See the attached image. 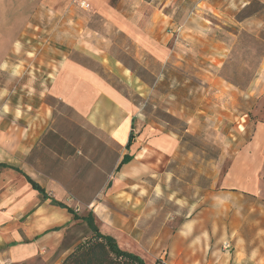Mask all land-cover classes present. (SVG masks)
Returning <instances> with one entry per match:
<instances>
[{"label": "crops", "instance_id": "0c3cea01", "mask_svg": "<svg viewBox=\"0 0 264 264\" xmlns=\"http://www.w3.org/2000/svg\"><path fill=\"white\" fill-rule=\"evenodd\" d=\"M82 1L88 4L89 16L136 45L137 65L150 59L159 66L158 76L176 57L171 49L177 25L176 0H155L147 18L141 5L144 0H135L140 3L136 8L128 0H120L118 5H112L110 0H0V44L8 38L12 41L0 61V264H62L75 246L93 235L83 219L93 212L92 199L76 196L80 191L73 183L100 171L94 163L85 166V171L76 167L74 162L80 157L76 159L78 151L74 148L82 143L63 136L66 123L71 130L75 125L84 126L103 135L90 139L87 145L102 142L118 148L116 170L123 168L121 173L127 174L140 161L137 145L130 152L134 138L128 145L135 107L94 67L73 58L64 59L47 89L35 90V95H22L14 83L9 84L15 68L18 71L19 66L20 72L24 65L26 71L32 68V62L25 58L24 65L20 64L21 53L44 49L34 40L51 33L50 8L58 22L53 33L57 39L65 35L67 23L73 22L78 34L86 30V25L76 19L86 14L85 8H80ZM202 13L198 9L187 12L184 24L194 17L202 18ZM184 24L178 29L181 33ZM96 42L90 44L95 52L89 53L94 63L112 69L124 81H141L121 60L115 58L110 64L109 48ZM216 46L221 48V43ZM43 61L41 58L40 64L48 68V62ZM27 96L37 100L21 103L19 98ZM151 146L168 153L172 145L167 139H158ZM125 156L130 160L121 164ZM263 177L264 124H259L250 140L233 154L226 171L220 174L214 170L211 185L197 186L195 180H186L188 186L171 194L168 217L162 212L148 216L143 204L135 212L127 209L113 216L114 222H105L103 228L95 219L93 224L102 234L112 236L121 249L140 256L145 264L156 260L168 264H264ZM28 178L44 194L34 190ZM86 193L95 195V186ZM70 194L75 195L77 208L70 204ZM81 209L89 212L82 215ZM225 244L230 248H223Z\"/></svg>", "mask_w": 264, "mask_h": 264}, {"label": "rangeland", "instance_id": "374dc122", "mask_svg": "<svg viewBox=\"0 0 264 264\" xmlns=\"http://www.w3.org/2000/svg\"><path fill=\"white\" fill-rule=\"evenodd\" d=\"M119 2L110 0L112 5ZM154 2L141 3L146 18L152 13ZM128 3L133 8L140 4L135 0ZM174 7H177L174 13L177 25L175 33L172 32L171 49L176 57L164 66L162 75L157 76L159 66L148 58L143 59V65H137L136 45L116 29L89 16V8L84 9L86 14L76 16L86 25L84 32L78 34L74 23H67L65 35L57 39L53 33L58 22L50 8L51 33L34 40L37 42L34 44L45 46L44 49H34L27 55L21 53L20 64L26 59L32 62V68L26 71L23 64L21 72L18 66V71L15 68V73L9 77V84L14 83L20 94L35 95V90L47 89L64 59L73 58L94 67L135 107L130 152L137 145L140 161L133 164L127 174L121 173L123 168L116 170L118 148L102 142L87 145L90 139L103 135L84 126L75 125L71 130L64 122L67 119L62 121L65 124L61 131L63 136L82 143L74 148L78 151L76 159L80 157L74 162L76 167L84 170L94 163L100 171L94 177H81L80 182L73 183L80 191L76 196L92 199L90 211L99 227L112 224V217L127 209L135 212L137 206L143 204L148 216L162 212L168 217L170 196L176 189L188 186L186 180H195L197 186L211 185L214 170L220 174L225 172L237 149L250 140L256 126L264 124V0H176ZM194 9L203 12L202 18L194 17L184 24V15ZM182 24L184 33L178 31ZM47 37L50 38L48 44ZM96 41L109 48L110 64L115 58L121 60L141 81H124L112 69L109 71L94 63L89 53ZM11 42L8 38L0 44V61ZM218 42L221 43L219 49ZM41 58L45 60L43 63L48 62V68L40 64ZM47 72L50 77L46 76ZM31 99L37 100L29 96L19 98L21 103ZM158 139L168 140L172 145L170 152L151 146V142ZM217 158L224 160L214 162ZM93 186L96 194L86 193ZM73 196L70 194L68 200L73 199L70 204L76 207ZM88 212L80 210L82 215Z\"/></svg>", "mask_w": 264, "mask_h": 264}, {"label": "trees", "instance_id": "16d2710c", "mask_svg": "<svg viewBox=\"0 0 264 264\" xmlns=\"http://www.w3.org/2000/svg\"><path fill=\"white\" fill-rule=\"evenodd\" d=\"M133 127V124H132ZM133 139V131L129 134L128 145ZM130 160V156H125L121 164ZM34 190L44 194L43 189L28 178ZM62 208H67L71 213L74 211L62 203H57ZM93 235L84 242L75 246L72 252L64 259L62 264H145L144 260L135 253L121 249L116 240L107 234H102L93 224L92 214L83 217ZM153 264H168L162 260H156Z\"/></svg>", "mask_w": 264, "mask_h": 264}, {"label": "built area", "instance_id": "2783aa9c", "mask_svg": "<svg viewBox=\"0 0 264 264\" xmlns=\"http://www.w3.org/2000/svg\"><path fill=\"white\" fill-rule=\"evenodd\" d=\"M80 7H81V8H85V9H86V8H88V4H87V3H85L84 1H82V2H80ZM223 248H225V249L227 250V249H229V248H230V245H228V244H225Z\"/></svg>", "mask_w": 264, "mask_h": 264}]
</instances>
